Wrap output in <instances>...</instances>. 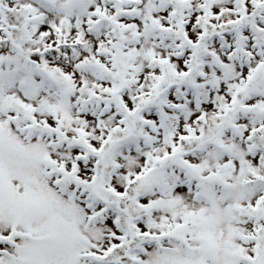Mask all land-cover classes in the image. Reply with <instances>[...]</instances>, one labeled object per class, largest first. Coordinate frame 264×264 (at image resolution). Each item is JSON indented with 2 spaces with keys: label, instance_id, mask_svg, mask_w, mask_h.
Segmentation results:
<instances>
[{
  "label": "snow or ice",
  "instance_id": "1",
  "mask_svg": "<svg viewBox=\"0 0 264 264\" xmlns=\"http://www.w3.org/2000/svg\"><path fill=\"white\" fill-rule=\"evenodd\" d=\"M0 264H264V0H0Z\"/></svg>",
  "mask_w": 264,
  "mask_h": 264
}]
</instances>
